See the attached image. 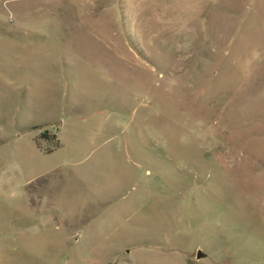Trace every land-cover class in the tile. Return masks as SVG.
Returning <instances> with one entry per match:
<instances>
[{
    "label": "rangeland",
    "instance_id": "rangeland-1",
    "mask_svg": "<svg viewBox=\"0 0 264 264\" xmlns=\"http://www.w3.org/2000/svg\"><path fill=\"white\" fill-rule=\"evenodd\" d=\"M0 264H264V0H0Z\"/></svg>",
    "mask_w": 264,
    "mask_h": 264
},
{
    "label": "trees",
    "instance_id": "trees-1",
    "mask_svg": "<svg viewBox=\"0 0 264 264\" xmlns=\"http://www.w3.org/2000/svg\"><path fill=\"white\" fill-rule=\"evenodd\" d=\"M40 138H42V139H46V140H48V141L51 142V145H50L49 147H47V148H43V147L41 146V144L38 143V141H37L38 147H39L42 151H44V152H46V153H50V152H52L53 150H55V149H57L58 147H60V140H59L57 134H44V135L40 136Z\"/></svg>",
    "mask_w": 264,
    "mask_h": 264
},
{
    "label": "water",
    "instance_id": "water-1",
    "mask_svg": "<svg viewBox=\"0 0 264 264\" xmlns=\"http://www.w3.org/2000/svg\"><path fill=\"white\" fill-rule=\"evenodd\" d=\"M205 255H204V253L201 251V250H198L197 251V254H196V257H197V259H201V258H203Z\"/></svg>",
    "mask_w": 264,
    "mask_h": 264
},
{
    "label": "crops",
    "instance_id": "crops-1",
    "mask_svg": "<svg viewBox=\"0 0 264 264\" xmlns=\"http://www.w3.org/2000/svg\"><path fill=\"white\" fill-rule=\"evenodd\" d=\"M59 137V136H58Z\"/></svg>",
    "mask_w": 264,
    "mask_h": 264
}]
</instances>
